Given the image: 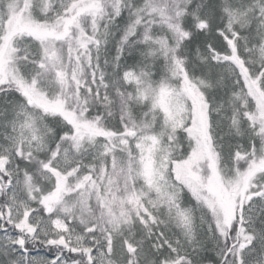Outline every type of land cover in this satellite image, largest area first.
Returning a JSON list of instances; mask_svg holds the SVG:
<instances>
[{
  "label": "snow or ice",
  "instance_id": "obj_1",
  "mask_svg": "<svg viewBox=\"0 0 264 264\" xmlns=\"http://www.w3.org/2000/svg\"><path fill=\"white\" fill-rule=\"evenodd\" d=\"M0 264H264V0H0Z\"/></svg>",
  "mask_w": 264,
  "mask_h": 264
}]
</instances>
